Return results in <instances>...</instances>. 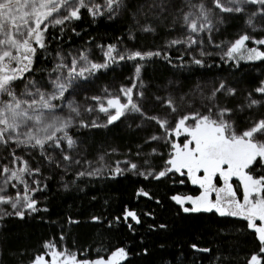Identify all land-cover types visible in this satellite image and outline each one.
I'll return each mask as SVG.
<instances>
[{"label":"snow or ice","instance_id":"obj_1","mask_svg":"<svg viewBox=\"0 0 264 264\" xmlns=\"http://www.w3.org/2000/svg\"><path fill=\"white\" fill-rule=\"evenodd\" d=\"M129 7L126 0H0V219L6 216L23 219L26 213L42 210L36 193L43 192L47 185L39 178L41 167L34 161L50 165L58 175L67 173L73 165H81V160L73 155L77 141L71 129L107 127L136 114L158 126L162 135H152L149 141L164 142L168 146L167 158L159 169L147 171H141L136 163L129 161H124L127 167L122 168L118 162L109 169L110 178L129 171L146 180L180 177L179 183L188 182L199 190L195 196L171 197L180 211L214 213L245 221L259 244V251L246 264H264V173L255 174L264 168V118L238 129L232 110L221 107L217 100L218 94L234 96V88L222 82L207 97L208 103L201 105L204 111L181 113L172 96H145L142 82L137 84L143 65L137 63L133 83L122 86L119 95L104 89V97H88L95 103L84 106L83 111L103 113L106 120L100 123L97 119L82 118L81 105L71 99L77 88L117 63L154 57L172 63L171 54L159 49L141 51L100 45L104 50L100 63L84 51L69 57L57 54L47 85L26 77L25 73L32 71L37 51L47 47L45 34L50 28L59 27L62 32L68 23L81 20L85 13L93 20L104 16L112 19ZM136 11L138 16H144L137 24L146 33L156 31L154 20L172 16L173 28L178 25L183 35L169 41L166 48L183 46L185 50L198 51V56L192 55L191 63L203 67L205 61L200 57L213 55L203 48L205 38L208 44L221 48L212 34L219 31L229 16L250 13L247 23L254 28L253 18H264V0H144ZM248 42L256 46L249 47ZM220 58L237 67L241 61H264V38L244 33L223 47ZM177 59L183 61L184 54ZM254 94L264 97V80L248 93V108L260 104ZM146 105L167 111L163 115L150 114ZM182 136L185 139L181 140ZM101 173L102 169L96 168L77 171L75 175L96 177ZM233 180L239 181V185H234ZM137 196L152 199L144 189L138 190ZM92 219L99 222L100 218ZM120 219L116 217L117 222ZM123 222L134 230L133 224L142 221L135 211L125 209ZM158 227L164 229L167 225ZM192 248L198 252L211 251L195 244ZM43 249L32 257L30 264H122L129 255L120 247L107 259H88L83 253L61 248L51 241L45 242Z\"/></svg>","mask_w":264,"mask_h":264},{"label":"trees","instance_id":"obj_2","mask_svg":"<svg viewBox=\"0 0 264 264\" xmlns=\"http://www.w3.org/2000/svg\"><path fill=\"white\" fill-rule=\"evenodd\" d=\"M126 3L131 7L126 11L122 9L112 19L104 16L93 20L85 13L81 20L68 23L62 32L59 27L50 28L45 34L47 47L37 51L32 71L25 73L26 77L42 86L47 85L57 54L69 57L84 51L97 57L102 50L99 46L109 44L130 50L159 49L171 54L172 63L155 57L120 62L91 77L74 94L98 95L104 89L119 92L122 86H131L135 65L139 63L143 67L138 84L142 82L141 90L148 98L157 95L167 98L166 91L186 92L200 83L215 89L223 82L234 88L236 94H218L217 100L221 107L232 110V119L238 129L264 118V97L254 94L260 104L247 107L248 93L264 80V61H241L237 67L218 56H208L200 57L205 61L203 67L195 65L187 54L166 48L173 35L181 34L177 25L173 28L172 16L167 20H154L156 31L146 33L137 24L144 16H138L136 11L144 0H126ZM249 15L227 17L219 31L212 34L214 41L223 48L244 33L264 38V18L254 17V28H250ZM248 46L256 45L248 42ZM182 54L183 61L177 59ZM146 107L151 112L163 109ZM136 118H132V123L122 118L107 127L70 130L77 141L75 157L83 155L91 161L103 157L107 168L96 177L77 178L76 169H70L61 180L50 165L34 161L41 167L42 183L47 185L36 195L42 210L26 213L23 219L15 216L0 219V264H30L33 256L44 251L43 244L47 241L83 253L88 259H106L123 247L129 255L122 264H246L250 256L259 251L255 234L246 227L245 221L214 213L185 214L180 211L171 197L195 196L199 190L188 182L179 183L178 176L160 181L146 180L129 171L110 178L109 169L123 160L139 164L147 171L159 169L167 158L168 146L164 142L149 141L152 135H162L158 126L153 123L138 128ZM140 189L147 191L152 199L137 196ZM125 209L133 210L141 217V224H133L134 230L123 222ZM93 217H99V222L93 221ZM116 217L121 218L119 222ZM160 224L167 227L160 229ZM149 225L156 226L155 230ZM193 244L211 251H195Z\"/></svg>","mask_w":264,"mask_h":264},{"label":"rangeland","instance_id":"obj_3","mask_svg":"<svg viewBox=\"0 0 264 264\" xmlns=\"http://www.w3.org/2000/svg\"><path fill=\"white\" fill-rule=\"evenodd\" d=\"M177 27H178V29H180L179 32H181V34L180 35H173L172 40L177 39V38H181L183 35L182 29L178 25H177ZM251 36L255 37L254 35H251ZM249 43L252 45L251 42H249ZM118 48H120V47H118ZM203 48L206 51L213 53V55H210V56L221 57L223 48L222 47L216 48V47L208 44L206 38H205V43L203 45ZM122 49H124V48H122ZM172 49L176 50L177 52L187 54L189 57H192V55L198 56V51L192 52V50H185L183 46H179L177 48H172ZM128 50H130V49H128ZM103 51H104L103 49L101 51H99V54L97 57L92 56L90 54V52H87V54L93 61L100 63V62H102V59H103ZM76 54H72L71 56H74ZM205 57H208V56H205ZM134 78H135V74H134ZM137 84H138V81H137ZM138 86H139V84H138ZM213 90H214V88L211 85H208L205 83H200V84L196 85L195 87H193L192 89H190L186 92H179V93L175 92V93H173L174 91L169 90L170 92L166 91V93L168 94L167 97L172 96L174 98L177 106L179 107L180 112L184 113V112L192 111L194 109H199L201 111H204V108H202L201 105H206L208 103L207 97L211 94V92ZM109 91L114 96L120 94L119 92H116L113 90H109ZM105 95H106V93L104 91H102L98 95L97 94H95V95H92V94L91 95H76V94H74V96L71 97V99H74L76 103L81 105L82 118L85 121L97 119L98 122L103 123L106 120V117L104 116L103 113L96 111V112L89 114V113L83 111V107L84 106H91L95 103L91 99H88V97H91V96L104 97ZM147 109H148L150 114H161V115H163V113H165L167 111V109H164V108L159 112H151V109H149V108H147ZM64 111L66 112L67 109H65ZM137 116L138 115L133 114L131 116L125 117V120L129 123H132V118H134V117L136 118ZM134 121H135V124L138 128H145L147 126L154 125L153 124L154 122H150L148 120H141V119L136 118ZM76 158L80 159L82 163H81V165H73L71 170L76 169V171H81V170H93L96 168H101L102 172H103L104 169L107 168L106 166H104V159H101V157L97 158V160H94V161H91V160L84 158L83 155L76 156ZM124 161H128V160H123L122 162H120V166L122 168L127 167V165L123 163ZM116 164H113V166L115 167ZM137 165L141 171H144L143 166H139V164H137ZM261 173H264V168L259 169L255 174L259 175ZM67 174H68V172L67 173H61L60 175H58V174H56V175H58V179L63 180L64 176H66ZM39 178L43 179L44 177H42V178L39 177ZM233 183H234V185H239V181L233 180ZM36 195H37V193H36ZM124 261H122V263Z\"/></svg>","mask_w":264,"mask_h":264}]
</instances>
